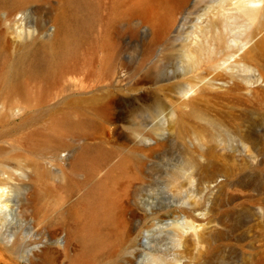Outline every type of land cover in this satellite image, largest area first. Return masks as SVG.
Instances as JSON below:
<instances>
[{
	"label": "rangeland",
	"instance_id": "374dc122",
	"mask_svg": "<svg viewBox=\"0 0 264 264\" xmlns=\"http://www.w3.org/2000/svg\"><path fill=\"white\" fill-rule=\"evenodd\" d=\"M228 1L0 0V264H264V50L216 64Z\"/></svg>",
	"mask_w": 264,
	"mask_h": 264
},
{
	"label": "bare ground",
	"instance_id": "6f19581e",
	"mask_svg": "<svg viewBox=\"0 0 264 264\" xmlns=\"http://www.w3.org/2000/svg\"><path fill=\"white\" fill-rule=\"evenodd\" d=\"M221 15L225 17L224 30L232 32L229 42L237 47V51L224 55L216 64L223 71L230 70L233 64L250 69L252 64L257 63L258 56L263 54L256 52L264 50V0H230L222 7ZM8 193L6 187L0 186V225L9 208ZM202 219L203 216H200L196 220L186 221L183 229H189L199 237V231L204 227ZM172 260L177 261L176 258Z\"/></svg>",
	"mask_w": 264,
	"mask_h": 264
}]
</instances>
